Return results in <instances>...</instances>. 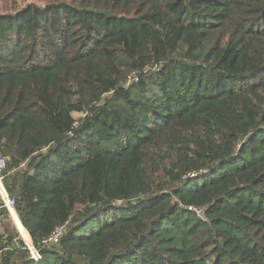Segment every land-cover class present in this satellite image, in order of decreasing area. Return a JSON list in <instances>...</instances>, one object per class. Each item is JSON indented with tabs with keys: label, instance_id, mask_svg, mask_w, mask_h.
Listing matches in <instances>:
<instances>
[{
	"label": "trees",
	"instance_id": "obj_1",
	"mask_svg": "<svg viewBox=\"0 0 264 264\" xmlns=\"http://www.w3.org/2000/svg\"><path fill=\"white\" fill-rule=\"evenodd\" d=\"M4 2L0 264H264V0Z\"/></svg>",
	"mask_w": 264,
	"mask_h": 264
},
{
	"label": "built area",
	"instance_id": "obj_2",
	"mask_svg": "<svg viewBox=\"0 0 264 264\" xmlns=\"http://www.w3.org/2000/svg\"><path fill=\"white\" fill-rule=\"evenodd\" d=\"M4 164H5L4 159L0 155V210L3 208V209H5L7 214L9 213L10 215H13V216H16L19 218V216L16 212V209L14 207V201L10 197V195L8 194V192L6 191V189L4 187V183H3L4 182V175L2 174V169L4 168ZM2 218H3V214L0 211V224H1ZM19 225H20V228L18 231V235L21 238L23 245L29 250L31 258H33L35 260L39 259L40 254L36 250V248L34 247V245L32 243V239H31L27 229L22 225L20 218H19ZM60 233H61V229L60 228L56 229L55 232L52 233L48 238L43 240V242L45 244H50V243L56 242Z\"/></svg>",
	"mask_w": 264,
	"mask_h": 264
},
{
	"label": "rangeland",
	"instance_id": "obj_3",
	"mask_svg": "<svg viewBox=\"0 0 264 264\" xmlns=\"http://www.w3.org/2000/svg\"><path fill=\"white\" fill-rule=\"evenodd\" d=\"M5 8L6 7H5L4 0H0V10H4ZM3 223L5 224V226L8 227V230L10 232L18 234V231H19V228H20L19 218L18 217L10 215L9 213L7 214V212H6V214L2 218V221H1V224H0V230L2 229L1 225H3Z\"/></svg>",
	"mask_w": 264,
	"mask_h": 264
},
{
	"label": "crops",
	"instance_id": "obj_4",
	"mask_svg": "<svg viewBox=\"0 0 264 264\" xmlns=\"http://www.w3.org/2000/svg\"><path fill=\"white\" fill-rule=\"evenodd\" d=\"M1 230L0 231H4L5 229H8V227L7 226H5V224L3 223V225H1Z\"/></svg>",
	"mask_w": 264,
	"mask_h": 264
}]
</instances>
